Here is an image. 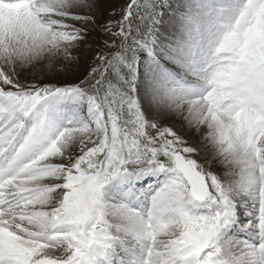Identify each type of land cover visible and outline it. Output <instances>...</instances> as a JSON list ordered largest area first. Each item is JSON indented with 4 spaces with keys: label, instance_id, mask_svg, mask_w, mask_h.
<instances>
[{
    "label": "snow or ice",
    "instance_id": "snow-or-ice-1",
    "mask_svg": "<svg viewBox=\"0 0 264 264\" xmlns=\"http://www.w3.org/2000/svg\"><path fill=\"white\" fill-rule=\"evenodd\" d=\"M93 7L0 0V264H264V0H129L77 81L22 84Z\"/></svg>",
    "mask_w": 264,
    "mask_h": 264
},
{
    "label": "rangeland",
    "instance_id": "rangeland-1",
    "mask_svg": "<svg viewBox=\"0 0 264 264\" xmlns=\"http://www.w3.org/2000/svg\"><path fill=\"white\" fill-rule=\"evenodd\" d=\"M129 0H94V7L89 9H84L79 12L80 15H87L92 17V19L81 25L77 23V27H83L85 31L92 34H87L85 42L82 43L78 48L70 49L71 59H65L63 56L48 59L29 65L20 66L16 65L15 71L20 78V82L32 83L36 82L40 85L45 83H51L53 85L71 83L78 80L85 70L89 68L94 62L95 57L100 53L106 51L105 45L102 40H112L113 37L107 35L103 25L109 21H116L120 18L122 10L127 6ZM94 31H96L94 33ZM174 71L178 73L181 72L180 69L174 68ZM186 79H193L190 76H186ZM162 125L173 126L177 133L188 139L190 142H194V146L199 145L200 137L204 135L206 129L201 128L200 133L196 134L195 129L189 130L187 125L182 120L175 116H169L159 120ZM200 163L205 166V169L210 168L211 171L220 172L222 171V166L217 162L213 161L211 158L203 159L198 157ZM153 178V177H151ZM153 182V183H152ZM157 179H151L149 185H155ZM237 239H244L246 235L244 233L237 234Z\"/></svg>",
    "mask_w": 264,
    "mask_h": 264
},
{
    "label": "bare ground",
    "instance_id": "bare-ground-1",
    "mask_svg": "<svg viewBox=\"0 0 264 264\" xmlns=\"http://www.w3.org/2000/svg\"><path fill=\"white\" fill-rule=\"evenodd\" d=\"M151 183V182H150ZM151 185V184H150ZM137 187L138 188H145V189H147V184L144 182V180H142V181H140L138 184H137ZM239 234H242V233H239Z\"/></svg>",
    "mask_w": 264,
    "mask_h": 264
},
{
    "label": "trees",
    "instance_id": "trees-1",
    "mask_svg": "<svg viewBox=\"0 0 264 264\" xmlns=\"http://www.w3.org/2000/svg\"><path fill=\"white\" fill-rule=\"evenodd\" d=\"M95 32H96V31H94V33H95ZM87 34H88V33H87ZM90 34H92V33H90ZM113 39H114V38H113ZM113 39H112V40H113ZM112 40H110V41H112ZM105 41H106V40H102V43L105 44ZM18 78H19V77H18ZM19 80H20V78H19ZM46 84H48V83H46Z\"/></svg>",
    "mask_w": 264,
    "mask_h": 264
}]
</instances>
